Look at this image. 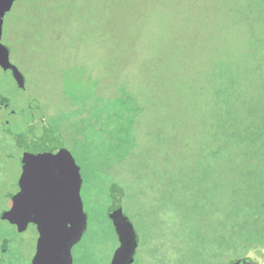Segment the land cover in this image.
I'll return each mask as SVG.
<instances>
[{"label": "rangeland", "instance_id": "1", "mask_svg": "<svg viewBox=\"0 0 264 264\" xmlns=\"http://www.w3.org/2000/svg\"><path fill=\"white\" fill-rule=\"evenodd\" d=\"M1 42L26 79L25 93L8 85L12 106L39 104L82 168V251L110 254L107 213L118 185L139 236L132 264H229L215 248L218 207L231 209L225 203L238 185L230 161L199 164L204 144L215 150L205 109L219 88L242 99L256 89L264 95V0H21L4 17ZM128 95L133 145L119 162L127 149L117 146V98ZM16 141L0 146V157L9 154L0 193L16 190ZM4 224L0 240L18 241ZM243 259L264 264V250Z\"/></svg>", "mask_w": 264, "mask_h": 264}, {"label": "trees", "instance_id": "2", "mask_svg": "<svg viewBox=\"0 0 264 264\" xmlns=\"http://www.w3.org/2000/svg\"><path fill=\"white\" fill-rule=\"evenodd\" d=\"M242 99L234 96L226 89L217 90L214 103L206 108L205 116L214 118L216 129L212 139L208 129L205 133L207 143L214 142V149H208V144L201 148L207 149L199 164L210 165L211 158H216L219 165L230 164L235 175L232 201L225 205L231 209L218 207L223 221L215 239L217 258H227L229 264L242 263L250 250H264V95L260 89ZM211 96L205 94L203 99L210 101ZM117 146H125L127 153L117 155L122 162L130 153L132 142L127 137L133 133L134 115L130 114L129 103L133 97L117 98ZM228 100H232L230 103ZM127 123H123L122 119ZM92 120V119H91ZM91 126L97 125L93 121ZM225 154L226 156H223ZM228 158V159H227ZM235 189V190H234ZM230 199V200H229ZM224 205V206H225ZM241 259V261H239Z\"/></svg>", "mask_w": 264, "mask_h": 264}, {"label": "water", "instance_id": "3", "mask_svg": "<svg viewBox=\"0 0 264 264\" xmlns=\"http://www.w3.org/2000/svg\"><path fill=\"white\" fill-rule=\"evenodd\" d=\"M13 0H0V27L2 13ZM0 68L13 78L15 88L26 92L24 78L9 61L8 50L0 43ZM48 139V138H47ZM51 145L39 143L36 159L27 164L20 180V191L6 218L16 224L19 231L29 222L37 225L39 238L31 264H71V248L86 229L87 218L80 198L81 177L79 169L69 152L64 150L61 137ZM57 141V142H55ZM60 146L56 152L53 147ZM122 189L115 187L109 217L113 220L121 245L111 264H129L135 253L137 237L131 222L123 215ZM236 264H258L245 261Z\"/></svg>", "mask_w": 264, "mask_h": 264}, {"label": "flooded vegetation", "instance_id": "4", "mask_svg": "<svg viewBox=\"0 0 264 264\" xmlns=\"http://www.w3.org/2000/svg\"><path fill=\"white\" fill-rule=\"evenodd\" d=\"M21 0H13L11 3V6L2 13L1 18V27H0V43L5 46L8 50L9 55V61L12 65H14L17 70L22 74L24 78V85L25 89L26 87V79L23 75V73L18 69V67L12 63L10 60V50L9 48L4 45L1 42L2 34H3V25H4V17L10 13V11L13 9L15 5H17V2H20ZM24 2V0H23ZM19 8V7H18ZM14 84L13 78L11 75L6 74L1 68H0V146L2 147L3 151L7 149L9 146V141L12 139H16L17 146L21 150V155L19 158V175L16 185V190L14 193L10 195L8 191L3 190V192L0 193V223H5L4 225H8L9 228H11L17 235H18V241H14L12 238H6L3 237L0 240V264H31L32 259L36 253L37 248V241L39 238V232L37 229V225L29 222L24 230L19 231L16 224L12 223L8 218H6L7 213L12 210L15 197L20 191V180L23 177V174H25V170L27 167V164H29L30 161H33L36 159L35 155H38V152H43L44 150L41 148H37L36 146L39 145V143H44L47 145H51L53 140L49 139L50 135H53L55 140L59 137L62 138V136H59L54 130V128L50 125L48 121V117L40 111L39 104L35 103L27 104L22 109H15L12 106V100L8 96V85ZM16 97L19 95L15 93ZM48 138V139H47ZM63 140V138H62ZM57 142V141H55ZM64 144V141H63ZM64 150L69 152L72 158L74 159L78 169L79 174L81 177V187H80V198L82 202L83 211L86 215L87 222H86V229L81 235L79 241L73 245L71 248L70 256H71V264H111L112 258L116 252V250L121 245V239L118 235V232L116 230L115 224L113 220L109 217V211L107 213V219L111 226L110 231V237L108 242L109 244V251L110 254L108 256H105V254L100 251L98 254H93L91 256L87 255L84 251H82L83 248V238L87 231L88 227V214L86 211V203L83 197V188H84V176L82 173V168L80 164L75 159L73 153L66 147L64 144ZM53 149L58 152L60 151V146H54ZM5 157H9L8 152L4 154V156L0 157V186L4 188L8 185V179L6 178V168H5ZM118 187V185H117ZM10 199V204L6 207L2 206V203H4L5 200ZM111 204H109L108 209L110 208ZM124 215V212H123ZM125 216V215H124ZM130 221V219H128ZM131 222V221H130ZM133 229L135 231L136 237H137V246L135 253L132 257V260L129 264H132L136 257V251L138 249L139 245V236L136 228L134 227L133 223L131 222ZM29 231L30 238L27 239L25 236V233ZM27 244L30 248L29 253L26 255L22 251V247Z\"/></svg>", "mask_w": 264, "mask_h": 264}]
</instances>
